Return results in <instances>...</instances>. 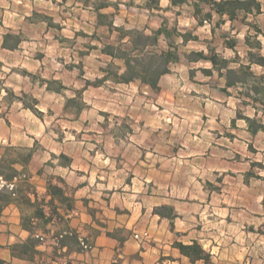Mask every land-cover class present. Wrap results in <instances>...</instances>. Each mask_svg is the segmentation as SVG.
I'll use <instances>...</instances> for the list:
<instances>
[{
    "label": "rangeland",
    "instance_id": "rangeland-1",
    "mask_svg": "<svg viewBox=\"0 0 264 264\" xmlns=\"http://www.w3.org/2000/svg\"><path fill=\"white\" fill-rule=\"evenodd\" d=\"M109 1L119 4L117 27L154 30L166 23L191 31L199 41L182 53L207 52L209 45L236 61L231 68L250 66L264 77V67L250 61V52L264 57V37L243 23V14L234 22L224 17L213 34L220 18L199 26L190 6L160 0L159 11L151 0ZM258 1L263 13L246 22L264 32V0ZM6 34L15 36L10 45L20 41L17 49L3 48ZM117 36L97 29L95 14L75 0H0V155L25 156L17 148L35 144L49 161L88 158L93 175L113 188L139 175V195L161 198L155 212L180 217L174 245L195 240L205 251L203 260L171 253L159 264H264V130L254 133L264 127V105L246 95H255L257 81L248 76L247 87L225 93V79L202 73L210 64L182 59L159 92L138 81L96 84L112 62L102 45L116 44ZM234 42L237 53L229 47Z\"/></svg>",
    "mask_w": 264,
    "mask_h": 264
},
{
    "label": "crops",
    "instance_id": "crops-1",
    "mask_svg": "<svg viewBox=\"0 0 264 264\" xmlns=\"http://www.w3.org/2000/svg\"><path fill=\"white\" fill-rule=\"evenodd\" d=\"M169 75L161 78L160 88ZM20 147L33 156L27 165H11L21 176L13 182L15 201L0 217V264H159L162 256L181 255L174 245L180 217L155 212L161 198L139 195V175L113 188L93 175L88 158L70 157L62 164L42 159L35 144ZM144 232L148 239H135ZM81 240L92 248L84 251Z\"/></svg>",
    "mask_w": 264,
    "mask_h": 264
},
{
    "label": "trees",
    "instance_id": "trees-1",
    "mask_svg": "<svg viewBox=\"0 0 264 264\" xmlns=\"http://www.w3.org/2000/svg\"><path fill=\"white\" fill-rule=\"evenodd\" d=\"M56 1V0H54ZM63 4H66L69 0H61ZM154 4L152 9L156 8L161 11L160 0H151ZM75 2L83 5L84 9L92 12L96 16V28L106 27L110 36L114 33H118L117 43H106L102 45L101 53L104 56L109 57L110 62L106 68L101 69V73L104 75L97 80L96 84L111 82L113 84H131L138 81L141 86L148 87L154 92L160 91V80L163 76L171 73V66L179 63L182 59H185L189 63H207L210 64V68H201V71L206 76L212 77L214 73H217L218 77L225 79V88L223 92L228 93V89L236 88L239 86H248V76H250L256 84L251 86L254 96L247 92V97L253 99L255 102H260L264 105V77L258 78L251 72L250 66H241L240 69L231 68L230 65L233 62L225 58H222L215 49L207 46L206 51H190L182 53L180 48L186 47L190 42H198L199 37L194 35L191 31L182 32L178 27L169 28L165 23L158 29H126L124 27L115 26V15L119 10L118 3H112L109 0H75ZM171 8H183L185 6L193 7L195 19L199 26H203L204 23L213 22L214 15L220 18V21L216 23V26L212 28V33H215L216 28L220 27L225 21L224 17L232 22L238 20L240 15H244L243 23L250 28L256 29L257 36H263L264 32L258 26H252L247 24V16H259L263 13L262 4L258 0H170ZM209 6V10L205 12L202 5ZM113 8L115 13H107L106 10ZM203 16V18H200ZM148 32V33H147ZM15 38L13 34H6L3 38V48L7 50H15L20 44L19 40H16L14 45L9 44V39ZM250 36L245 38L246 44L250 47ZM100 41V40H98ZM161 41L166 43V48L161 47ZM260 48V43L258 44ZM235 51V42L229 46ZM235 53H237L235 51ZM250 61L261 67H264V57L257 54V59L252 58ZM121 62L122 65L116 64ZM242 70H246L245 72ZM74 99H68L67 103L73 102ZM79 114V113H78ZM247 122L251 123L249 118H245ZM260 130H264L263 126H257L254 133ZM33 153L28 151L25 156H16L9 159L7 155H4L0 159V217L3 213L4 207L15 201L16 189L14 185L15 178L21 176V173L13 168L11 165L20 163L27 165L32 159ZM61 157H65L62 155ZM4 183V184H3ZM13 184V188H10ZM10 188V189H9ZM62 192L61 188L55 191V194ZM157 213H160L157 211ZM111 235V233H109ZM175 247L179 249L182 255L190 258L192 261L203 260L205 251L197 243L194 242L191 245H185L183 243H176Z\"/></svg>",
    "mask_w": 264,
    "mask_h": 264
},
{
    "label": "built area",
    "instance_id": "built-area-1",
    "mask_svg": "<svg viewBox=\"0 0 264 264\" xmlns=\"http://www.w3.org/2000/svg\"><path fill=\"white\" fill-rule=\"evenodd\" d=\"M10 188H13V186L11 185ZM148 236H149V234L147 232L142 234V235L136 234L135 239L142 240ZM80 245L84 251L90 250L92 248V246L88 242H86L85 240H81Z\"/></svg>",
    "mask_w": 264,
    "mask_h": 264
}]
</instances>
